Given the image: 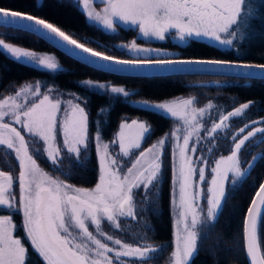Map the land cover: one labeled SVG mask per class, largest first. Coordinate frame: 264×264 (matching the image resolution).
I'll return each mask as SVG.
<instances>
[{"label":"snow or ice","instance_id":"1","mask_svg":"<svg viewBox=\"0 0 264 264\" xmlns=\"http://www.w3.org/2000/svg\"><path fill=\"white\" fill-rule=\"evenodd\" d=\"M94 0H77L87 13V18L100 24L104 29L116 32L118 25L138 29L139 38L144 40L166 41L169 36L177 45L187 46L189 42L208 41L210 46L219 45L238 51L239 44L246 38L249 21L255 16V10L249 0H98L104 7L96 11ZM264 2V0H262ZM0 27L16 32L35 34L52 46L62 48L70 56L78 59L98 60L95 68L107 72L111 65L128 69L154 68L165 72H190L191 68L179 66H201L220 70V74L237 77H264V63H247L242 60H223L215 58H182L167 54V49L142 47L135 39L131 43L117 45V49L134 55L117 56L99 51L78 42L66 34L60 27L38 18L34 14L11 11L0 8ZM0 50L9 54L16 62L56 72L61 65L51 55H37L23 47H14L0 39ZM97 94H108L111 98H129L134 93L125 87L92 80L81 82ZM52 90L41 92L39 82L33 87L26 85L16 93L0 100V145L14 150L18 158L19 175L16 183L19 187L17 200L13 191L14 178L0 171V210H8V215H0V264H28V249L22 238L15 235L17 226L13 216L22 213L21 228L25 232L23 239L30 242L32 249L42 257L45 264H113L109 253H114L116 261L122 257L133 258L131 264H146L160 249L149 244L133 246L120 239L107 235L106 239L119 246L114 250L89 230V221L95 230L104 235L101 221L106 220L115 229H121L120 218L137 216L136 194L143 192L144 202H152L150 197L159 191L163 174V154L171 142L172 186L170 203L177 209L175 248L172 252L174 264H190L191 258L198 252L197 225L201 221V200L207 202V218L212 219L222 211V202L226 197L225 185L232 174L242 177L252 167L242 170L238 153L251 137L264 133V127H251L245 124L239 133L242 138L233 137L234 148L230 155L221 156L211 167V181L207 189L205 156L198 146L201 143V125L199 117L207 109L193 107V99L172 102L150 103L147 100L131 102L141 110L163 113L182 121L183 135L177 128L164 138L144 149L142 144L151 133L146 121H123L110 144L104 143L101 133V119H97L95 142L99 177L94 188H77L52 179L37 163L39 153L30 154L25 136L13 124L22 126L31 137L39 138L46 146L48 161L53 166L62 162V152L79 160L82 150H86L89 137V115L86 110L87 99L74 95V100L62 102L58 96L51 95ZM19 103L23 95L27 98ZM62 103L64 107L62 108ZM82 104L84 106H82ZM252 104H241L234 111L220 117L219 123H213L210 129H204L206 137L225 128L230 117H240ZM211 108V105H209ZM108 109L102 107L98 117L104 116ZM10 117L9 122H4ZM256 123V122H253ZM264 123V121H260ZM58 137L62 145L58 144ZM118 148V152L116 151ZM134 150L138 155L131 157ZM211 151V149H209ZM122 157H129L125 161ZM257 157L253 156L255 162ZM130 165V166H129ZM264 225V183H261L251 200L243 220V241L249 264H264V248L260 236ZM78 230V231H77Z\"/></svg>","mask_w":264,"mask_h":264},{"label":"trees","instance_id":"2","mask_svg":"<svg viewBox=\"0 0 264 264\" xmlns=\"http://www.w3.org/2000/svg\"><path fill=\"white\" fill-rule=\"evenodd\" d=\"M249 2L254 7L255 16L249 21L250 26L247 29L246 38L240 42L238 51L210 46V43L205 41L189 42L187 46L168 43L166 47H162L159 44L158 48L167 49L173 53L169 56L173 57L215 58L264 63V2L262 0H249ZM0 8L34 14L38 18L46 19L60 27L66 34L73 36L78 42L85 43L86 46L99 51H106L108 54L127 58L128 55L118 50L117 45L129 43L133 39L141 46L152 47L154 45L137 39L135 29L126 28V30L119 29L116 32H105L89 24L76 0H0ZM0 39H4L5 43L12 44L14 47H23L40 55H51L61 65L58 71L50 72L20 64L9 54L0 50V99L15 92L23 84L36 85L37 82L41 86L42 93L51 89V94L60 93L66 98L72 99L75 95L87 99L86 110L89 115L90 141L87 149L82 150L79 157L83 166L76 163L74 156L67 154H65L67 159L61 162L60 168L51 165L41 150L37 151L39 155L36 156L37 163L44 172L73 187L92 189L98 182L99 154L92 139L96 132L94 122L98 118L102 120L100 128L103 142L109 144L118 132L120 123L125 120L128 122L131 120L146 121L151 126L152 131L142 144L144 149L172 132L174 122L171 119L160 113L138 109L131 102L147 100L151 103H159L191 98L197 108H203L212 102L215 105L226 107L225 112H231L241 104L251 101L252 104L247 109L245 116L236 120L231 130L238 131L245 124L264 119V80L197 75L158 78L118 77L88 68L26 32H16L10 28L0 27ZM89 79L94 82L125 87L134 94L127 99L123 97L113 99L108 94H97L96 91L89 90L81 83ZM212 82H216L218 85H209ZM82 106L84 105L82 104ZM102 107L107 108L108 112L104 116L98 117V112ZM227 141L225 139L218 144L222 146V148L218 146L221 149V156L228 154L225 149ZM171 148L170 142L164 149L162 181L155 199L140 215L136 216L130 226L123 228V232L120 231L126 233L125 241L132 243L140 234L141 219L148 225L143 233L144 236L138 242L159 246L161 250L152 259H149L147 264H167L174 250V206L170 203ZM249 148L250 151H247ZM249 148L241 150L243 166L245 163L244 168L253 156L260 154L259 158L240 182L226 188L222 211L215 219L199 226L198 252L190 264H247L243 247V220L257 188L264 180V139ZM137 154L138 150H134L131 158L133 159ZM0 167L14 177L20 171L15 158L3 151H0ZM207 181L208 174H206V183L203 186H206ZM15 195H17V191ZM13 221L18 228L16 236L22 238L28 249V264H45L38 253L32 249L30 243L21 236V223L15 215ZM102 222L111 226L106 220ZM131 229L132 232L138 230V234L128 235L127 233H130ZM260 236L262 248H264V225L261 226Z\"/></svg>","mask_w":264,"mask_h":264},{"label":"rangeland","instance_id":"3","mask_svg":"<svg viewBox=\"0 0 264 264\" xmlns=\"http://www.w3.org/2000/svg\"><path fill=\"white\" fill-rule=\"evenodd\" d=\"M77 1V0H76ZM96 2V5H99V7L101 6H104L103 4L99 3L98 0H95ZM79 7L80 9L82 10V12L85 14V16L87 17V13L85 10H83V7L82 5L79 4ZM92 7L96 10V11H101V10H98V6H95V3L93 2V5ZM88 19V18H87ZM88 22L89 24L91 25H94L95 27H97L98 29L102 30V31H105V32H111L109 30H106L104 29L100 24L88 19ZM126 28H129V29H134L132 27H125L124 25H118L117 27V31L119 29H124L126 30ZM137 31V39H140L139 38V32H138V29H135ZM146 43H152L154 44L152 47L153 48H158V45H162V47H166L168 43H172V44H175L177 45V43L173 40V38L171 36H169V38L166 40V41H155V40H144V39H140ZM205 42H208V41H205ZM131 43V42H129ZM210 43V42H208ZM214 46H217L221 49H227V48H223V47H220L219 45H214ZM142 47H145V46H142ZM161 49H165V48H161ZM126 54V53H125ZM167 54L168 55H173V53H170L169 51H167ZM37 55H40V54H37ZM126 55L128 56H132L134 54L132 53H127ZM43 69V68H41ZM26 85H32L33 87L35 85L33 84H23L21 85L19 88H17V90L13 93H9L7 95H5L4 97H2L0 100L2 99H5L9 96H15L17 92L20 91V89ZM209 85H218L216 82H212L210 83ZM53 96H58L59 99H61L62 102H66L68 100H73V102H77L75 101L74 99L72 98H66L63 94H60V93H56V94H51ZM26 99H32L31 97V94L29 93L27 98H25L23 95L18 99V102L19 103H24L26 101ZM188 99H191V98H188ZM180 100H184V99H175V100H171V101H166V102H172V101H180ZM138 102V101H136ZM151 103V102H150ZM160 103V102H159ZM132 104V103H131ZM133 105V104H132ZM209 105H211V108H209ZM64 103H62V108L64 107ZM251 106V105H250ZM193 107L197 108L195 106V102L193 104ZM204 109H207V111L203 114V116L199 117V121H200V125H201V132H200V136H201V143L200 145L198 146L199 148L202 149L201 152H199L198 154L199 155H202V156H205L207 158V161H208V164H207V167H206V174H208V181H207V184L206 186H203V188L206 190L207 187L209 186L210 184V181H211V177H212V173H211V167L214 166V163L217 159H219L221 157L220 155V151L221 149H219L218 146H220V148H222L221 145H218L220 142H222V140H225L227 139V146H226V150L228 151V154L227 155H230L231 154V151L233 150L234 148V144H233V137H237V139L239 138H242L243 135H245L247 133V131H250L251 130V127H264V123H260V121H264V119L262 120H258V121H254L256 123H248L249 125H251L250 128L246 129L245 133H239V130L238 131H232L231 128L232 126L235 124V121L238 120V119H242L244 116H245V113L247 111V109L245 110V112L240 116V117H230L229 120L226 123V127L221 129V130H218V132L216 134H214V138L212 139H209L206 137V134H205V131L204 129H210L213 125V123H219L220 121V117L222 115H227L229 112H225V109L226 107L224 106H220V105H215L213 104L212 102L211 103H208L207 105H205L203 107ZM197 109H200V108H197ZM234 111V110H233ZM162 114L163 116L171 119L174 124H173V129H172V132L175 131L177 128L180 129V135H183V132H184V126L182 124V121L180 120H177L175 118H171L169 116H166L165 114L163 113H160ZM10 121V117H5V121L4 122H9ZM14 127H17V129L21 132V134L25 135V140L26 142H28V145H29V152L30 154H33V153H38L37 151L41 150L42 153L44 154L45 158L47 159L46 157V153L43 152V149L46 147L43 142L41 140H39V138H36V137H31L30 134H28L26 132L25 129H23L22 126H19V125H15L13 124ZM244 127V126H243ZM229 129V130H228ZM119 130V128H118ZM116 136V135H115ZM115 138V137H114ZM264 139V133H258L255 137H251L248 141H246L245 145L242 147L241 150H244V149H248L250 146H253V145H257L261 140ZM58 144L62 145V140L58 137ZM209 149H211V151H209ZM0 151H3L11 156H13V158H15L17 164H18V158L16 157L15 155V152L14 150H9L7 149V146L6 145H0ZM110 151H112V147H111V143H110ZM116 151L118 152V148H116ZM247 151H250V148L247 150ZM65 154H67L66 152V149L63 150L62 152V161L64 159H67V157L65 156ZM69 155V154H67ZM138 155V154H137ZM226 155V156H227ZM74 156V155H72ZM260 154H257L255 155V157H257V159L259 158ZM75 157V156H74ZM76 158V157H75ZM123 160L127 161L129 160L130 158L129 157H122ZM134 159V158H133ZM238 159L240 161V167L242 170H245V169H248V165L249 164H252V166L254 165V163L256 162H253L252 159L251 161L246 165V167L244 168L245 166V163H244V166H243V160L241 158V151L238 153ZM256 159V160H257ZM48 160V159H47ZM50 162V161H49ZM51 164V162H50ZM52 165V164H51ZM130 166V165H129ZM56 168H60L61 167V163H58L57 165H55ZM252 168V167H251ZM250 168V169H251ZM249 169V170H250ZM249 170L246 172V174L242 177H239V178H235V183H233V177H232V174L230 173L229 174V180L226 182V185H225V190L227 187H230V186H233L235 184H237L238 182H240L246 175L247 173L249 172ZM0 171H4L1 169L0 167ZM6 173H8L7 171H4ZM46 173V172H45ZM9 175H11L10 173H8ZM48 174V173H47ZM19 175V174H18ZM18 175L17 176H13L14 178V185H13V191L16 193L17 191V195H16V198L18 200L19 198V187H18V184L16 183V180H18ZM12 176V175H11ZM48 176H50L48 174ZM52 179H56V180H59L61 181L60 179L58 178H54L52 176H50ZM62 182V181H61ZM153 192L155 193L153 196L150 197V200L152 201L153 199H155L156 195H157V192L156 190L154 189ZM135 200H136V209L135 211L137 212V216L140 215L144 209H146V207L150 204L149 202H144L145 201V195L143 192H138L136 194V197H135ZM201 207L203 208V212H201V223L197 225V231H198V238H199V226L200 225H203L204 223L206 222H212L214 218L212 219H208L207 218V202L206 200H201ZM9 214V211L8 210H0V215H8ZM173 215H174V221H175V235H176V232L178 231V228H177V225H176V215H177V209L174 207L173 208ZM19 220H20V223L22 224V213L21 214H16L15 215ZM135 219H132V218H120V224H121V229L117 230L115 229L114 226H108L106 225L104 222V226H107V227H104L103 224H102V220L101 221V232L104 233L103 236L100 235V233H98L95 228L92 227L91 225V222H88L89 223V230L93 232L94 235L97 236V238L101 239L102 242L104 243H107L110 247H113L114 250L117 249L119 246H116L114 245L111 241H108L106 239L107 235H112L114 238H118L120 239L123 243H128V244H131L133 246H137V245H140V246H143L144 244H148V243H145V242H138V240L144 236V231L146 230V228L148 227V225H146L143 221V219H141V222L139 223V227L141 228V231H140V234H138V230L137 232H132V229L130 231V233H127L128 235L132 234L133 233V236L136 234H138L136 236V240L135 242H132V243H129V242H126L125 241V235L126 233H122L123 232V228H127L128 226H130V223L132 221H134ZM103 228V229H102ZM133 228V226H132ZM18 228H16V231H15V235L18 234V231H17ZM110 229V230H108ZM114 230V231H113ZM122 230V232H120ZM78 231V230H77ZM22 237L25 236V232L24 230L22 229V232L20 233ZM20 238V237H19ZM134 238V237H133ZM26 242H29L28 240L25 239ZM174 241H175V236H174ZM30 243V242H29ZM31 245V244H30ZM149 245H152L153 247H156L158 249L161 250V248L159 246H156V245H153V244H149ZM32 247V246H31ZM174 248H175V244H174ZM159 252V251H158ZM157 252V253H158ZM157 253H155L154 255H156ZM39 255V254H38ZM109 256L113 258V264H131V260L133 258H128V257H122L120 258L119 261H116L115 260V257H114V253H109ZM42 258V257H41ZM193 258V257H192ZM191 258V260H192ZM137 264H139V262H137ZM147 264V263H146ZM167 264H174V260H173V257L171 256V258L169 259L168 263Z\"/></svg>","mask_w":264,"mask_h":264},{"label":"water","instance_id":"4","mask_svg":"<svg viewBox=\"0 0 264 264\" xmlns=\"http://www.w3.org/2000/svg\"><path fill=\"white\" fill-rule=\"evenodd\" d=\"M31 35L37 37L35 34H31ZM37 38H39V37H37ZM40 40H42L43 42H45L46 44H48L49 46H51L52 48H54L55 50L60 52L61 54L67 56L68 58H70V59H72V60H74V61H76V62H78V63H80V64H82V65H84L86 67H88V68H91L93 70H96V71H99V72H102V73H105V74L118 76V77L158 78V77H169V76L197 75V76L238 78V79H246V80H264V77H261V76H257V77H253V78H247V77H237V76H234V75H231V74H228V75L220 74L219 73L220 70L207 69V68H203L201 66H179L181 68L188 67V68L192 69V71H190V72L180 73V72H165L163 70H158V69H154V68L128 69V68H123V67L118 66V65H111V66L108 67L107 72H104V71H101V70H98V69L95 68L96 65H99L101 63L100 61L89 59V60H87V63H85L83 59L79 60L77 58L79 54H76V56H70L67 53H65L62 48H59V47H56V46H52L50 43L44 41L43 39H40ZM261 183H264V180ZM258 188H257V190H258ZM246 212H247V210H246ZM245 215H246V213H245ZM243 247H244V255H245L246 262H247V264H249V258L246 255V248L244 246V241H243Z\"/></svg>","mask_w":264,"mask_h":264},{"label":"flooded vegetation","instance_id":"5","mask_svg":"<svg viewBox=\"0 0 264 264\" xmlns=\"http://www.w3.org/2000/svg\"><path fill=\"white\" fill-rule=\"evenodd\" d=\"M94 3H95V6H98V10H101L104 6H101V7H99V5H96V2H95V0H94ZM90 222V221H89ZM102 224H103V222H102ZM101 224V225H102ZM92 227L93 228H95V226L94 225H92ZM100 231H101V229H100Z\"/></svg>","mask_w":264,"mask_h":264}]
</instances>
